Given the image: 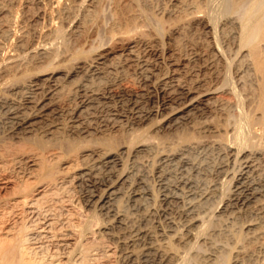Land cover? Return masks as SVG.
I'll use <instances>...</instances> for the list:
<instances>
[{
  "label": "bare ground",
  "instance_id": "bare-ground-1",
  "mask_svg": "<svg viewBox=\"0 0 264 264\" xmlns=\"http://www.w3.org/2000/svg\"><path fill=\"white\" fill-rule=\"evenodd\" d=\"M165 1L167 0L163 2ZM168 1L169 4H165L168 8L163 7L168 9L167 13L169 16L172 15L176 21L182 20L183 24L184 22L189 23V25L190 23L196 24L205 33L211 35L208 38L209 40L207 39L208 42L205 40L207 43H203L202 40L200 42L205 44V46H202L206 47L208 52L212 53L209 55L211 56L208 58L209 60L212 58L216 62L215 64L222 63V61L225 62L223 70L216 72L217 74L218 72L221 73V76L219 75L220 80L216 82V85L214 82L209 85L211 79L209 80L208 75L205 76L204 74L202 75L203 79L201 82H204L202 84L192 85L190 82L186 86L182 84L185 75L189 72L190 74L191 72H197V69L190 68L188 55L182 53L185 50H182L184 45L181 46L177 43L179 41L175 42L173 48H170L167 53V57H169L168 64L171 65L170 68L166 73L160 71L162 68L161 63L167 57L164 58L166 55L161 48L162 45H160V42L166 39L161 40L159 38L161 41L158 39V34L164 25L162 18H164L165 14L161 15L160 13L159 16L162 18H157L153 12L157 0H0V106L6 107L5 114L7 113V115L4 116H8L11 122L9 125L12 127V136L17 138L14 142L8 141L9 143L0 144V264H89L94 261V264H96L102 260L103 253L98 248L100 246H95L97 245L96 242H94L95 245L91 243V245H94L93 247L85 244L88 237L85 235L90 232L98 241H101L99 239L102 233L111 229L109 224H104V219L99 216L96 210L93 214H89L90 218L81 219L83 222L81 220L79 222L74 221L75 219L71 218L73 214L71 216L70 211L66 207L64 208L65 204H62L66 200L63 201V199L66 197H60V193L67 191L74 179H78V181L85 179L89 181L88 186L91 188V193L86 203H84L87 206L95 204L100 211L105 209L113 210L114 201L120 192L119 183L111 182L112 184H106L107 186H104L106 188H102L104 189L102 190L103 193H95L96 187L101 182L99 180L101 176H99L98 171L100 165L97 163L98 166H96L93 160L104 163L107 168H112L120 164V160H118L119 152H122L124 147L127 148L129 146L115 145V137L110 135V133L104 134L108 136L101 137L99 141L98 138L100 136H95L92 126L81 121L80 115L84 112V109L80 104L73 106L74 108L71 112L73 114L69 122H66V120H54L52 115L59 114L60 116L61 103L75 92H82L80 95L89 102L100 101L101 99L109 98L110 95H114L120 98L122 104L131 103V111L135 115L137 113L135 116L137 122L142 121L144 115L140 114L141 105L138 98L146 97L154 89H159L162 92L161 95L163 94V107L166 110L162 122L163 127L169 128L173 126L176 128L191 116H208L213 111L212 105H215L221 112L220 118H214V116L211 120L203 121L200 126V132H208L214 136L211 140L202 139L196 133H184L178 136L177 144L172 146L174 149L171 153L174 156H181L180 154L185 149L188 150L190 147L208 144L220 150L224 149L227 153H225L226 158L228 155L230 158H228L229 162L233 163V165L237 164V167H234L235 171L230 177L234 179L232 186L234 188L231 190L230 188L227 189V191L230 190L229 194L232 191L230 196L227 195L230 199L224 203V206L221 205L223 209L220 212L228 209L227 207L231 204H238L235 212H239V214L236 215L240 216L242 212L250 215V213L255 212L256 218L253 217L254 219L247 220L244 230L237 231L238 233L236 234L228 231L230 229L229 225V229L225 228L224 230L222 226H219L220 224H213L209 229L206 226L205 230H201L202 232L200 230L192 231V227H195V229L197 227L198 229L203 224L205 225L206 219L204 220V216L199 215V212L195 214V207L204 204L213 195L212 191L215 190V187L211 188L214 185H211V183V190L200 194L201 197L198 196V201L192 197L189 206H185L186 214H193H191V217L189 216L190 218L184 225L186 228L183 232L175 228L174 232L169 234L170 237L167 235V239L163 242L158 241L159 238L150 240L148 245H145L142 249L140 248L141 250L139 249L140 251H137V248L135 251L126 246V249H128L127 256L133 261H137L139 258H144L147 261V259L154 257L149 261L156 264H264V176L261 175L264 172V0H223V6L220 5L222 8L219 6L221 13L215 19H213L214 16L212 18L208 17L210 12V10L208 12V9L210 5L216 3V0ZM218 10L219 8L216 11L214 10L215 17ZM212 14L214 15V13ZM67 17L71 18V23L68 27L64 25V19ZM68 21L70 22V20ZM105 21H107V25H104L105 27L103 28L105 30H103L107 38L96 46L95 42H92L93 39L95 41L96 38H99V34L97 35L96 32L98 37L92 38L89 35V38H92V43L85 49L74 46L76 48L73 51L75 53L81 51V53L74 57L72 55V63L68 69L63 72L53 71L48 74L44 72H39V74L29 73V71L44 70L45 67L50 65L61 64L62 57L68 50L67 46H70L71 41H78L86 32L95 31ZM152 21H155V24ZM168 21L170 22L169 19ZM174 23L177 24V22ZM185 25L186 27L189 26ZM100 30L101 27L99 32ZM175 30L179 33V27ZM164 31L161 32L163 33ZM171 35L173 34L169 36ZM57 38H61L60 43L58 42L59 40H56ZM82 44L83 42L80 46ZM194 44L193 46H195ZM198 44L196 43V45ZM184 47H187V45ZM232 52L237 58L233 55L231 56L230 53ZM71 54L74 53L71 52ZM229 54L230 56H227ZM66 55L68 57L67 53ZM232 57L236 58L235 62H233L235 59H232ZM231 59L233 64L230 61ZM231 64L233 65L232 70ZM192 68H195V66ZM135 74H141L142 76L138 80V85H135L136 81L133 80ZM136 87H139L141 91H138ZM16 94L19 97H16ZM113 109L115 108L113 107ZM126 118H128V115L123 109L114 113L111 123L117 133L126 131L123 128ZM146 138L142 139V141H146ZM92 142L96 144L83 146ZM100 143L107 144V146L100 145ZM147 143L139 144V150L144 151L150 148ZM156 157L158 158V156ZM90 159H93L92 162L94 164L88 163ZM161 160L164 159L161 158ZM22 162L24 164L27 162L29 167L26 169L24 165L25 169L22 168ZM123 167L126 170L124 165ZM127 174H125V179L128 177ZM221 187L224 188V185ZM180 195L179 193L171 196L165 195V199L171 198L169 201L180 200ZM146 196H152L150 189H136L133 192V198L138 202H141ZM224 196L223 194L222 197ZM219 197L221 198V196ZM116 203L118 202L116 201ZM121 208L118 207V209ZM149 210L148 208L146 211ZM83 214H80L79 217L84 218ZM115 215H113L114 222L119 226H124L129 218V215L116 213V210ZM233 218L230 219L233 220ZM132 219L129 218V220ZM114 222L113 225H115ZM169 222L174 224L172 220ZM237 226H240V224H237ZM234 228L237 227L234 226ZM148 229L147 231L144 229L138 230L136 234L143 233L148 235V237H153V230L150 229V231ZM118 231L120 233V230ZM222 233H226L235 240L236 244H233L235 249L232 259L228 253L223 254L225 251L221 252V255L219 254L220 252L216 255L214 253L205 254L204 251V253L199 254V251H196L198 249L193 247L196 250L193 253L190 251L192 253L190 255L187 254V249L184 250L186 245H208L213 237ZM149 234H152V236H149ZM145 235L144 238H146ZM140 236L138 235L137 238ZM137 238L131 241L133 242ZM123 239L125 240H122V245L129 244L127 243L128 239L127 241L126 238ZM87 241L89 242L88 238ZM131 241L129 242L131 243ZM135 242L138 243L137 240ZM201 247L199 248L201 249ZM217 249L215 248V250ZM108 252L105 254H108Z\"/></svg>",
  "mask_w": 264,
  "mask_h": 264
},
{
  "label": "rangeland",
  "instance_id": "rangeland-1",
  "mask_svg": "<svg viewBox=\"0 0 264 264\" xmlns=\"http://www.w3.org/2000/svg\"><path fill=\"white\" fill-rule=\"evenodd\" d=\"M161 1V2H159ZM164 0H157V4L155 3V7L153 9V12L154 14L156 15L157 18H160L161 15H164L162 18V21H164V29L163 27L161 28V31H164L163 33L159 32L158 34V39L160 38L161 40L162 39H166V40H163L161 41L159 39L160 42V45H162V50L164 51L165 57L168 56V52H169V49L170 48H173V45L175 42L179 43L181 46H186L187 47H182L184 50L182 53L185 54V55H188L187 57L189 58L190 60V63H189V66L191 69H197V72H190L187 73L185 75V77L183 78V81H182V84L184 86L189 85L190 83L192 85H195V84H202L204 82H201V80L203 79L202 78V75L204 74L205 76L208 75V78L210 80L209 82V85H212L213 82L214 84L216 85V82L219 81L220 79V76H221V71L223 70V68L225 67V62L222 61V63H217L215 64L216 62H214L212 60V58H210V60L208 59L209 55H211L212 53L211 52H208L207 48L204 47L205 44L203 43H207L208 42V38L211 37V35H209V33H205L204 30H202V28L200 26V28H198L196 26V24H192L190 23H186L184 22L183 24V21L182 20H178L176 21L174 19V17H172V15L169 16V14L167 13V10L166 8V5L165 4H169L167 1L163 2ZM167 2V3H166ZM162 3V4H161ZM218 3V4H216ZM216 3L210 5V8L208 9V17H213V19L215 18H218L217 15L219 16L220 13H221V8L223 6V0H216ZM216 4V5H215ZM222 5V6H220ZM163 6H165L166 8H164ZM216 6V7H215ZM221 8H220V7ZM158 10H157V8ZM212 7V8H211ZM216 9H215V8ZM219 8V10L216 12V17H215V11ZM156 9V10H155ZM161 9V10H160ZM164 11H163V10ZM215 10V11H214ZM157 11V12H156ZM160 11V12H159ZM213 11V12H212ZM220 11V12H219ZM162 12H164L162 14ZM214 13V15L211 14ZM158 14V15H157ZM210 15V16H209ZM169 16V17H168ZM171 17V18H170ZM167 18V19H166ZM173 18V20H171ZM107 20V18H105ZM166 19V20H165ZM168 19L171 21H174V22H177L174 23V22H169ZM70 20V22L68 21ZM107 21H105V23L101 26H98L97 29H95V31H92V32H86L81 39H79L78 41H71L70 43V46H67L68 50L66 51V53L68 54V57L66 55V53L64 54V56L62 57L63 60H61V64L57 65V64H54V65H50L48 67H45L44 70H39V71H29L30 74H39V72H44L45 74H48L50 72H53V71H57V72H63L65 69H68L69 66L71 65L72 63V58L77 55V54H80V52L78 53H75L73 50L79 46L81 49L82 48H86L88 47L89 44H91L92 42H95L94 44L97 46L98 44H101V42H103L106 38H107V35H105V27L107 25L106 23ZM155 21H152V23H154ZM71 23V18L67 17L64 19V25L65 26H69V24ZM173 23V24H172ZM179 23V24H178ZM155 24V23H154ZM168 24H170L168 26ZM177 26H175V25ZM182 24V25H181ZM189 25L186 27V25ZM105 25V26H104ZM181 25V26H180ZM168 26V27H167ZM183 26V27H182ZM101 27V30L99 32V29ZM171 27H173L171 29ZM179 27V33H183V34H179L176 32V28ZM168 28V30H167ZM171 30H170V29ZM181 28V29H180ZM184 28V30H182ZM186 28V29H185ZM196 28V29H195ZM104 29V30H103ZM174 29V30H173ZM198 29H199V32H198ZM103 30V31H102ZM181 30V31H180ZM173 31V32H172ZM185 31V32H184ZM197 31V32H196ZM96 32H97V35L99 36V38H96L98 37L96 35ZM104 32V33H103ZM170 32V33H169ZM88 33V34H87ZM165 33V34H164ZM169 33V34H168ZM175 33V34H174ZM200 33V35H199ZM103 34V35H101ZM161 34V36H160ZM168 34V35H166ZM170 34H173L171 36H169ZM177 34V35H176ZM89 35L92 36V38H96V40L93 41L91 40L92 38L90 37L89 38ZM95 35V37H94ZM176 35V36H175ZM182 35V36H181ZM184 35V36H183ZM103 38H101V37ZM106 36V37H105ZM160 36V37H159ZM164 36V37H162ZM175 36V38H174ZM178 36V37H177ZM179 36H181L179 38ZM197 36V37H196ZM200 36V37H199ZM205 36V38H204ZM85 37V38H84ZM173 37V39H172ZM185 41H183L184 39ZM188 37V38H187ZM203 37V38H202ZM87 38V39H86ZM102 40H101V39ZM187 38V40H186ZM196 38V39H194ZM198 38V39H197ZM201 38V39H200ZM90 39V40H89ZM100 41H98V40ZM176 39V40H174ZM179 39V40H178ZM194 39V40H193ZM200 39V40H199ZM208 39V40H207ZM59 43L61 42V38H57L56 39ZM170 40V41H168ZM181 40V41H180ZM203 41L200 42V41ZM207 42H206V41ZM88 41V42H87ZM92 41V42H91ZM99 43H98V42ZM173 41V43H172ZM183 41V42H182ZM190 43H189V42ZM195 41V42H194ZM73 42V43H72ZM83 42V46L80 44ZM88 43V44H86ZM163 43V44H161ZM170 43V44H169ZM183 43H186V44H183ZM188 43V44H187ZM195 43V44H194ZM196 43H199L198 45H196ZM72 44V45H71ZM86 44V45H85ZM166 44V45H164ZM168 44V45H167ZM190 44V45H189ZM192 44V46H191ZM193 44L195 46H193ZM204 45V46H202ZM76 46V47H74ZM168 46V47H167ZM190 46V47H188ZM201 48H200V47ZM193 47V48H192ZM203 47V48H202ZM164 48V49H163ZM167 50H166V49ZM190 48V49H189ZM71 51H70V50ZM189 49V50H188ZM200 49V50H199ZM203 50V51H202ZM70 51V53H69ZM187 51V52H186ZM203 53H202V52ZM74 53V54H71ZM199 52V53H198ZM206 52V53H205ZM191 53V54H189ZM197 55H196V54ZM208 53V55H207ZM84 54V53H83ZM91 54V53H90ZM231 56H235V54L230 53ZM227 55V56H230ZM70 55V56H69ZM73 55V57H72ZM200 55V56H199ZM205 55V56H204ZM207 55V56H206ZM195 56V57H194ZM225 56V57H227ZM67 57V58H66ZM199 57V58H198ZM237 58V56H235ZM235 57H232V59L234 58L235 60L233 61L232 59L230 60L231 62H235L236 61V58ZM61 58V59H62ZM66 60H65V59ZM163 58V60H164ZM193 58V59H192ZM231 58V57H230ZM66 62H65V61ZM166 60V61H165ZM165 62L162 61L161 63V72H164L166 73V71L170 68L171 65L168 64V61H169V57L165 58ZM203 60V61H202ZM206 60H207V63H206ZM209 60V61H208ZM202 61V62H201ZM212 61V62H211ZM228 61H229V58H228ZM232 62V64H233ZM202 63L203 66H202ZM212 63V64H210ZM164 66H163V65ZM206 64V65H205ZM222 64V65H221ZM231 64V70L233 69V65ZM195 68H192L194 67ZM213 65V66H212ZM216 65V66H215ZM168 66V68H167ZM209 66V68H208ZM164 67V68H163ZM213 67V69H212ZM166 68V69H165ZM220 68V69H219ZM165 69V70H164ZM211 69V70H210ZM218 69V70H217ZM212 71V73H211ZM217 71H220L218 72V74L216 73ZM199 73V74H198ZM206 73V74H205ZM211 75H210V74ZM216 73V74H215ZM220 73V74H219ZM194 74V75H193ZM140 75V76H138ZM193 75V76H192ZM220 75V76H219ZM195 76V77H194ZM198 76H200L198 78ZM219 76V77H218ZM141 74H135V76H133V80L136 81L135 85H138V80H140L141 78ZM187 77V79H186ZM197 77V78H196ZM204 77V76H203ZM190 78V79H189ZM193 78V79H191ZM215 78H217L215 80ZM196 79V80H195ZM81 81V79H80ZM190 82V83H189ZM196 82V83H195ZM212 83V84H211ZM201 86H205V85H201ZM137 88V87H136ZM201 88V87H200ZM138 91L140 90L139 87L137 88ZM141 91V90H140ZM74 93V92H73ZM82 92H75L74 94L71 95V97H69L68 99H66L64 102L61 103V113H60V116L59 114H54L52 115L53 119L54 120H59V121H64L66 120V122H69L70 119H71V116L73 113L72 110L75 106L77 105H81L84 109V112H82V114L80 115L81 117V121L85 122V123H88L89 126H92V130L93 132L95 133V136H100L98 138V140L100 141V138L103 137V136H108V135H104L106 133H110V135L114 136L115 137V145L119 146L120 144L121 145H126V146H129L127 148H123L124 150H122V152H119V155H118V160H120V164H117L115 165L114 167L112 168H107L106 166H104V163L102 162H97V161H94L93 159V162L96 163V166L97 163L100 165L99 168H98V171H99V176H101L99 179L101 182L100 184H98V187H96L95 189V193H103L102 190H104V186H107L109 185L111 182L113 183H119V186H120V192H119V195L117 197V199L114 201V203L117 205L116 206L114 204L113 206V210L111 209H105V210H98L99 207L98 206H95L94 205H91V206H87L85 203L88 199V196L89 194L91 193L90 191V187L88 186L89 185V181L88 180H85L83 179L81 182L78 181V179H74L72 181V183H70V186H69V189H67V191L63 192V193H60V197L63 196L66 197L63 199L64 202H62V204L64 205V208L66 207L69 211H70V215L73 214V216L71 218L75 219L74 221H77L79 222L81 219H85V218H90V215L89 214H93V212H95V210L97 211V213H99V216L101 218L104 219V224L106 223V225L109 224L110 228L109 230V233H107V231H104L100 237L99 240L101 241H98L97 238H95L94 235H92V233H88L85 235L88 239H89V242L92 240V242H88L87 241V238H86V241L87 245H91V243L93 244L94 242H96L97 245H94L95 246H100L98 247L100 249V251L103 253L102 255V260L98 261L100 262L99 264H152L153 262L149 261V260H152V258L154 257H151L149 259H147V261L144 259V258H139L137 259V261H133V259H131L130 257H128L127 255V251L128 249H126V246L127 248H130V249H133L137 251H140L145 245H148L150 243V240H157L158 238V241L160 242H163L164 240L167 239V235L169 234H172L176 229H179L178 231H181L183 232L184 229L186 228V226L184 227V225L187 223V221L189 220V218L192 216L191 214L193 213H188L186 214V209H185V206H189V203L192 199V197H194L196 199V201L199 200V197H201L200 194H203L204 192L206 191H209L211 190V188H214L215 187V190L212 191V194L211 195V199L209 198L207 201H205L204 204H201V205H198L196 206L195 210V214L196 213H200L199 215L201 216H204V220H205V225L203 224L200 228L195 229V227H192V231L194 230H200V232H202L201 230L204 229L206 226L207 228L209 229L210 226H212L213 224H220L219 226L222 228H225L228 230L229 229V226H230V229L228 230L229 232H233L234 234L238 233L239 231H243L244 230V226L245 224L248 222L247 220H251V219H254L256 218V214L255 212L254 213H250V215L247 213L244 214V212L240 213V216L236 215V214H239V212H235L237 207H238V204L237 205H230L228 206L227 208L229 209H226L224 210L223 212H220L222 211L223 209V206L225 205L224 203L226 201H228L230 199V194H229V191L231 189H233L234 187L233 186V177L230 178L234 171H235V168L237 167L236 165H233V163L229 162L230 158L228 157L227 155V158H226V152L224 149L220 150V149H217L215 147H213L212 145L208 144V145H205V146H199V147H190L187 149H185L183 151L182 154H180L181 156H174L171 152L172 150L174 149V147L172 146H175L177 144V140H178V136L181 135V134H184V133H196L198 135L201 136L202 139H207V141L211 140V138H213L214 136H212L211 133H208V132H200V126L202 124L203 121L205 120H211L212 117L214 118H220L221 116V112L216 108L215 105H212V112L211 114H208V116L204 115V116H201V115H195V116H191L189 117L187 120H185L184 123L182 124H179L176 128L175 127H163L162 126V122L164 120V116L166 114V110H164V107H163V94L161 95L162 92L159 91V89H154L151 91V93H149L148 95L143 96V97H139L138 100L140 101V105H141V113L142 115H144V118L142 121H138L137 122V119H136V115L133 114V112L131 111V107H132V104L131 103H126L125 104H122V102L120 101V98H117L116 96L114 95H110V97H114V98H107V99H101L100 101H93V102H89L87 101L84 97H82L80 94ZM76 95V97H75ZM79 95V97H78ZM15 96V94H14ZM224 96H226V94H224ZM16 97H19L18 94H16ZM79 98V100H78ZM147 98V99H146ZM126 99V98H124ZM73 100V101H72ZM78 100V101H77ZM69 101V102H68ZM73 103H72V102ZM77 101V102H76ZM84 101V102H83ZM117 101V102H116ZM67 102V103H66ZM79 102V103H78ZM95 102V103H94ZM115 102V103H114ZM64 103V104H63ZM66 103V104H65ZM72 103V104H71ZM76 103V104H75ZM88 103V104H87ZM71 104V105H70ZM86 106H85V105ZM114 104V105H113ZM130 104V105H129ZM157 104V105H156ZM63 105V106H62ZM75 105V106H74ZM126 105V106H125ZM69 106H70V110H69ZM74 106V107H73ZM92 108H90V107ZM110 106V107H109ZM112 106V107H111ZM3 107V108H2ZM68 107V108H67ZM113 107L115 109H113ZM118 107V108H117ZM2 108V109H1ZM111 108V109H110ZM125 108V109H124ZM154 108V109H152ZM68 109V110H67ZM98 109V110H97ZM122 109L126 112V114L128 115V118H126L124 121L125 123H123V128L126 130L122 133H117L115 128L112 127V119L114 117V113L116 111H122ZM5 110H6V107H4L3 105L0 106V144H4V143H9L8 141H16L17 138L15 136H12L13 134L11 133L12 131V127L11 125V122L8 118V116H4V115H7V113L5 114ZM66 110V111H65ZM87 110V111H86ZM158 110V111H157ZM89 111V112H88ZM150 111V112H149ZM113 112V113H112ZM144 112V113H143ZM157 112V113H156ZM64 113V115H63ZM131 113V114H130ZM149 113V114H147ZM68 114V115H67ZM86 114V115H85ZM64 117H63V116ZM157 115V116H156ZM210 115V116H209ZM219 115V116H218ZM3 116V117H2ZM55 116V117H54ZM89 116V118H88ZM96 116V117H95ZM100 116V117H99ZM62 117V118H61ZM68 117V118H67ZM205 117V118H204ZM59 118V119H58ZM67 118V119H66ZM91 119V120H90ZM109 119V121H108ZM111 119V120H110ZM7 120V121H6ZM68 120V121H67ZM100 121V122H99ZM127 121V122H126ZM190 121V123H189ZM7 122V123H6ZM109 122V123H108ZM133 122V123H132ZM140 122V123H139ZM92 123V124H91ZM108 123V124H107ZM194 123V124H193ZM133 124V125H132ZM137 124V125H136ZM130 125V126H129ZM145 126V127H144ZM181 126V127H180ZM195 126V127H194ZM111 127V128H110ZM129 127V128H128ZM133 127V128H132ZM138 127V128H137ZM141 127V128H139ZM109 128V130H108ZM144 128V130H143ZM168 128V129H167ZM199 130H198V129ZM11 129V130H10ZM131 129V130H130ZM194 129V131H193ZM100 130V131H99ZM104 130V131H103ZM130 130V131H129ZM134 130V132H133ZM174 130V131H173ZM109 131V132H108ZM114 131V133H113ZM139 131V132H138ZM144 131V132H143ZM179 131V132H178ZM127 132V133H126ZM143 132V133H141ZM200 132V133H199ZM208 133V134H207ZM207 136H206V135ZM147 137V138H146ZM205 137V138H204ZM210 137V138H209ZM146 138L147 140H143ZM149 141V142H148ZM135 142V143H134ZM143 142H148L147 144L150 145V148L146 149V150H139V147L138 145L143 143ZM156 142V144H155ZM81 143V142H80ZM82 144V143H81ZM96 143H89V144H86V145H83V146H92ZM100 145H103V146H107V144H103V143H100ZM110 145V144H108ZM131 145V147H130ZM155 145V146H153ZM137 146V147H136ZM208 146V147H207ZM135 147V148H134ZM134 149L131 151V149ZM153 148V149H152ZM156 148V149H155ZM191 149V150H190ZM120 150V151H121ZM138 150V151H137ZM154 150V151H153ZM156 150V151H155ZM170 150V151H169ZM124 151V152H123ZM136 151V152H135ZM146 151V152H145ZM142 152V153H141ZM148 152V153H147ZM157 152V153H156ZM121 153V154H120ZM152 153V154H151ZM160 153V154H158ZM226 153V154H225ZM141 154V155H140ZM164 154V155H163ZM138 157H137V156ZM158 156V158L156 156ZM166 155V156H165ZM128 156V157H127ZM168 156V157H167ZM120 157V158H119ZM122 157V158H121ZM181 157V158H180ZM164 159V160H161ZM229 158V159H228ZM122 159V161H121ZM158 159V161H157ZM92 160L90 159L89 160V164L93 163ZM134 161V162H133ZM162 161V162H161ZM184 161V162H183ZM228 161V162H227ZM61 162V161H60ZM186 162V163H185ZM125 163V164H123ZM183 163V164H182ZM224 163V164H223ZM23 164V165H22ZM22 168H24L23 166L25 165V168L27 169L29 167L28 163L26 162V164H24V162H22ZM94 164V163H93ZM125 166V169L124 170V167L123 165ZM179 165V166H178ZM117 166V167H116ZM167 166V167H166ZM119 167V168H118ZM187 167V168H186ZM235 167V168H234ZM24 168V169H25ZM115 168V169H114ZM131 168V169H130ZM220 168V169H219ZM106 169V170H105ZM114 169V170H113ZM156 169V170H155ZM102 170V171H101ZM110 170V171H109ZM123 170V172H122ZM106 171V172H105ZM182 171V172H181ZM109 172V173H108ZM191 172V173H190ZM218 172V173H217ZM227 172V173H226ZM101 173V175H100ZM122 173V174H121ZM128 173V174H127ZM157 173V174H156ZM264 173V172H263ZM263 173H261L262 176ZM125 174L128 175V177L125 179ZM160 174V175H159ZM180 174V175H179ZM232 174V175H231ZM168 175V176H167ZM171 175V176H170ZM175 175V176H174ZM226 175V176H225ZM120 176V177H118ZM161 176V177H160ZM170 176V177H169ZM225 176V178H224ZM142 177V178H141ZM177 177V178H176ZM190 177V178H189ZM116 178V179H115ZM123 178V179H122ZM158 178V179H157ZM125 179V181H123ZM171 179V180H170ZM179 179V180H178ZM181 179V180H180ZM256 179L258 180V178L256 177ZM98 180V181H99ZM116 180V181H115ZM139 180V181H138ZM162 180V181H161ZM214 180V182H213ZM225 180V181H224ZM119 181V182H118ZM143 181V182H142ZM187 181V182H186ZM211 181V182H210ZM80 182V183H79ZM103 182V183H102ZM130 182V183H129ZM140 182V183H139ZM157 182V183H156ZM192 182V183H191ZM111 183V184H112ZM147 185H146V184ZM150 183V184H149ZM212 183V184H211ZM222 183V184H221ZM82 184V185H81ZM107 184V185H106ZM163 184V185H162ZM189 184V185H188ZM209 184V185H208ZM213 185V187H211V185ZM127 187H126V186ZM133 185V186H132ZM218 185V186H217ZM224 185V188H222L221 186ZM102 186V187H101ZM220 186V187H219ZM159 187V188H158ZM182 187V188H181ZM211 187V188H210ZM98 188V189H97ZM99 188H101L99 190ZM104 188V189H102ZM172 188V189H171ZM176 188V190H175ZM227 191V189H229ZM74 189V190H73ZM87 189V190H86ZM128 189V190H127ZM132 189V190H131ZM146 190V189H150L152 191V196H146L145 199L141 202L139 201H135L134 198H133V192L135 190ZM217 189V190H216ZM219 189V190H218ZM3 190V189H2ZM1 190V191H2ZM160 190V191H159ZM221 190V191H220ZM225 190V191H223ZM4 191V190H3ZM2 191V192H3ZM101 191V192H100ZM180 191V192H179ZM216 191V192H215ZM72 192V193H71ZM79 192V193H78ZM126 192V193H125ZM227 192V193H226ZM66 193V194H65ZM169 193V194H168ZM181 194V198L180 200L179 199H174V200H170L171 198H166L165 195L167 196H171V195H174V194ZM63 194V195H62ZM69 196H68V195ZM81 194V195H80ZM88 194V195H87ZM127 194V195H126ZM171 194V195H170ZM221 194V195H219ZM223 194L225 195L224 197ZM215 195V196H214ZM221 196V198L218 196ZM228 195V196H227ZM120 196V197H119ZM154 196V197H153ZM199 196V197H198ZM214 196V197H213ZM68 197V198H67ZM74 197V198H73ZM86 197V198H85ZM184 197V198H183ZM228 197V198H227ZM72 198V199H71ZM121 203L120 202V200ZM124 198V200H123ZM126 198V199H125ZM128 198V200H127ZM130 198V199H129ZM149 198V199H148ZM214 198V199H213ZM219 198V199H218ZM70 199V200H69ZM77 199V200H76ZM186 199V200H185ZM195 199H193L195 201ZM218 199V200H217ZM73 200V201H72ZM80 200V201H79ZM123 200V201H122ZM148 200V201H147ZM155 200V201H154ZM158 200V201H157ZM116 201L118 203H116ZM211 201V202H210ZM218 201V203H217ZM223 201V202H222ZM68 202V203H67ZM71 202H73V204H71ZM76 202V203H75ZM85 202V203H84ZM135 202V203H134ZM144 204H143V203ZM177 202V203H176ZM221 202V203H220ZM125 203H128V204H125ZM157 203V204H156ZM217 203V204H216ZM220 203V204H219ZM81 204V205H80ZM121 204V205H120ZM130 204V205H129ZM186 204V205H185ZM188 204V205H187ZM123 205V207H122ZM134 205V206H133ZM223 205V206H221ZM79 206H83L82 208L79 207ZM116 206V207H115ZM132 206V208H131ZM137 206V207H136ZM155 206H157L155 208ZM216 206V207H215ZM219 206V207H218ZM88 207V208H87ZM121 208V209H118ZM129 207V208H128ZM150 209L149 211H146L148 208ZM165 207V208H164ZM198 207V208H197ZM232 207V208H231ZM234 207V208H233ZM73 208V209H72ZM84 208V209H83ZM95 208V209H94ZM98 208V209H97ZM172 208V209H171ZM177 208V209H176ZM221 208V209H220ZM89 209V210H88ZM116 210V213H124L125 215H129L128 217L129 218H133L132 220H129V218L126 220L124 226H119L117 225L114 221V216L115 215V210ZM126 210V213H125V210ZM234 209V210H233ZM82 210V211H81ZM88 210V211H86ZM94 210V211H93ZM132 210V211H131ZM134 210V211H133ZM141 210V212H140ZM159 210V211H158ZM163 210V211H162ZM198 210V211H197ZM92 211V212H91ZM137 211V212H136ZM152 214H151V212ZM172 211V212H171ZM185 211V212H184ZM202 211V212H201ZM232 211V212H231ZM72 212V213H71ZM85 212L86 215H85ZM90 212V213H89ZM84 213V214H83ZM148 213V214H147ZM156 213V214H155ZM158 213V214H157ZM180 213V214H179ZM220 213V214H219ZM222 213V214H221ZM224 213V214H223ZM231 213V214H230ZM235 213V214H234ZM79 214V215H78ZM80 214H83V217H79ZM141 214V215H140ZM173 214V215H172ZM218 214V215H217ZM114 215V216H113ZM133 215V216H132ZM140 215V216H139ZM206 215V216H205ZM222 217H221V216ZM235 215V216H233ZM244 217H242V216ZM254 215V216H253ZM78 216V217H77ZM104 216V217H103ZM132 216V217H131ZM190 216V217H189ZM213 216V218H212ZM219 216V218H218ZM230 216V217H229ZM111 217V218H110ZM146 217V218H145ZM148 217V218H147ZM161 219H160V218ZM209 217V218H207ZM229 217V219H228ZM234 217V218H233ZM242 217V218H241ZM254 217V218H253ZM79 218V219H78ZM135 218V219H134ZM172 218V219H171ZM186 220H185V219ZM212 218V219H211ZM223 218V219H221ZM226 218H227V221H226ZM233 218V220L231 219ZM248 218V219H247ZM72 219V220H73ZM77 219V220H76ZM102 219V220H103ZM108 219V220H107ZM114 219V220H112ZM153 219V220H152ZM175 219V220H174ZM112 220V221H111ZM172 220L174 222V224H171L169 221ZM213 220V221H212ZM218 220V221H217ZM224 220V221H223ZM233 221V223H231V221ZM237 220V221H236ZM239 220V221H238ZM130 221V222H129ZM139 221V222H137ZM141 221V222H140ZM153 221V222H152ZM183 221V222H182ZM220 221V223H218ZM242 221V223H241ZM81 222H83V220H81ZM113 222L115 223V225H113ZM128 222V223H127ZM133 222V223H132ZM177 222V223H176ZM216 222V223H215ZM226 222V223H225ZM132 223V224H131ZM140 223V224H139ZM148 223V225H147ZM208 223V224H206ZM127 224V226H126ZM142 224V225H141ZM158 224V225H157ZM163 224V225H161ZM237 224H240V226H237ZM243 224V225H242ZM113 225V226H112ZM131 225V226H130ZM132 225H135V226H132ZM146 225V226H145ZM165 225V226H164ZM183 225V226H182ZM226 225V226H225ZM229 225V226H228ZM232 225V227H231ZM168 226V228H167ZM177 226V227H176ZM179 226V227H178ZM225 226V227H223ZM237 227V228H234ZM242 226V227H241ZM113 227V228H112ZM123 227V228H122ZM132 227V228H131ZM136 227V228H135ZM147 227V228H145ZM170 227V228H169ZM183 227V228H182ZM241 227V229H239ZM120 228V229H119ZM129 228V230H128ZM135 228V229H134ZM138 228V229H137ZM141 228V229H140ZM149 228V229H148ZM243 228V229H242ZM114 229V230H113ZM124 229V230H123ZM153 230V234L154 236L153 237H148V235H145L143 233L141 234H136V232L138 230ZM165 229V230H164ZM208 229H206V231H208ZM235 229V230H234ZM239 229V230H238ZM110 230H111V234H110ZM120 230V233L119 231ZM150 230V231H151ZM205 230V229H204ZM226 230V231H227ZM156 231V232H155ZM162 231V232H161ZM195 231V232H196ZM238 231V232H237ZM122 232V233H121ZM205 232V231H204ZM203 232V233H204ZM228 232V233H229ZM118 233V234H117ZM130 233V234H129ZM135 233V234H134ZM227 233V232H226ZM226 233H222L218 236H215L212 238V241L211 243H209L208 245L207 244H202L201 246L205 247H201L199 245H186V247H184V250L187 249L186 251H188L187 254H192L193 252H195L194 250H196L199 254H202L205 252V254H210V253H214V254H218V252H220L219 254L221 255L223 251V254H226L228 253L230 255V258L232 259L233 255H234V249H235V240L232 239L233 237H229V235H227ZM121 234V235H120ZM134 234V235H133ZM91 235V236H90ZM118 235V236H117ZM125 235V237H124ZM130 235V236H129ZM138 235H141L139 238H137ZM144 235L146 238H144ZM152 236V234H149V236ZM157 235V236H156ZM166 235V236H165ZM227 235V236H226ZM90 236V237H89ZM92 236H94L92 238ZM109 236V237H108ZM126 238V241L127 245H122L121 242L122 240H125L122 238ZM136 236V237H135ZM143 236V238H142ZM157 238H156V237ZM115 237V238H114ZM117 237V238H116ZM128 237V238H127ZM170 237V235H169ZM219 237V238H218ZM228 237V239H227ZM95 238V239H94ZM103 238V239H102ZM134 238H137L136 240L138 241L135 242L136 240H134L133 242L131 241L132 239ZM152 238V239H151ZM224 238V239H223ZM216 239V240H215ZM231 239V240H230ZM236 239V238H235ZM94 240H97L98 243H100V245H98L97 241H94ZM215 240V242H214ZM226 242H225V241ZM131 241V243L129 242ZM220 241V242H219ZM223 241V242H221ZM115 242H117L115 244ZM214 242V243H213ZM114 243V244H113ZM214 245H213V244ZM216 243V244H215ZM225 245H224V244ZM232 243V244H231ZM118 244V245H117ZM120 244V245H119ZM135 244V245H134ZM212 244V246H211ZM222 247H221V245ZM231 244V246H229ZM234 244V245H233ZM94 245H91L92 247ZM143 245V246H142ZM217 245V246H216ZM119 246V247H118ZM124 246V247H122ZM198 246V247H197ZM90 247V248H92ZM108 247V248H107ZM132 247V248H131ZM139 247V248H138ZM192 249L190 250L189 249ZM193 247H196V249H194ZM201 247V249L199 248ZM207 247V248H206ZM213 247V248H212ZM219 247V248H218ZM224 247V249H222ZM118 248V249H117ZM141 248V249H140ZM203 248V250H202ZM210 248V249H209ZM215 248L218 250H215ZM227 248V249H226ZM129 249V250H130ZM140 249V250H139ZM189 249V250H188ZM205 249V250H204ZM125 250V251H123ZM135 250V251H136ZM210 250V252H209ZM110 253H109V252ZM120 251V252H119ZM192 253H191V252ZM204 251V252H203ZM108 254H105L107 253ZM122 252V253H121ZM126 252V253H125ZM208 252V253H206ZM217 252V253H216ZM112 253V254H111ZM117 253V255H116ZM121 255H120V254ZM111 254V255H110ZM104 256V257H103ZM106 257V258H105ZM110 257V258H109ZM120 257V258H119ZM218 257H220L218 255ZM128 258V260H127ZM230 259V260H231ZM118 260V261H116ZM124 260V261H123ZM133 262H131V261ZM91 261V260H89ZM95 262V261H94ZM93 263H89L87 261V263L89 264H94ZM98 262L96 264H98ZM116 262V263H115ZM118 262V263H117ZM129 262V263H128ZM153 264H156L155 262Z\"/></svg>",
  "mask_w": 264,
  "mask_h": 264
}]
</instances>
